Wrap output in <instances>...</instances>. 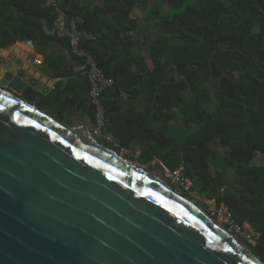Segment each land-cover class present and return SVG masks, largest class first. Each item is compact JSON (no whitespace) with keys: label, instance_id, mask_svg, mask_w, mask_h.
I'll use <instances>...</instances> for the list:
<instances>
[{"label":"trees","instance_id":"trees-1","mask_svg":"<svg viewBox=\"0 0 264 264\" xmlns=\"http://www.w3.org/2000/svg\"><path fill=\"white\" fill-rule=\"evenodd\" d=\"M56 2L68 21H78L81 48L115 83L102 99L108 131L130 153L141 147L138 159L126 158L142 166L158 160L172 173L184 168L181 178L192 187L183 194L205 210L214 201L234 224H249L260 236L249 250L264 262V166L254 165L255 155H264V0ZM59 16L47 0H0V50L32 43L54 79L80 78L89 93L87 78L48 54L62 44L77 60L69 42L50 33ZM78 100L63 83L45 99L72 113Z\"/></svg>","mask_w":264,"mask_h":264},{"label":"water","instance_id":"water-1","mask_svg":"<svg viewBox=\"0 0 264 264\" xmlns=\"http://www.w3.org/2000/svg\"><path fill=\"white\" fill-rule=\"evenodd\" d=\"M34 61L0 52V264H264L183 189L96 140L92 117L43 111Z\"/></svg>","mask_w":264,"mask_h":264},{"label":"built area","instance_id":"built-area-1","mask_svg":"<svg viewBox=\"0 0 264 264\" xmlns=\"http://www.w3.org/2000/svg\"><path fill=\"white\" fill-rule=\"evenodd\" d=\"M47 3L56 7V10L60 15L56 22L55 28L50 32L51 35L69 42L72 53L77 58L73 65L74 74L87 78L90 83L89 95L91 104L95 109V127L92 128V133L95 139L99 142L111 145L116 151L120 149V153H123V155L128 154V151L120 146L115 136L108 130H105L108 124L107 114L103 106L102 99L104 92L114 86V81L107 78L102 70L97 66L93 57L81 48L78 21H68L66 14L58 7L56 0H47ZM35 63L38 66L42 65V61L39 60H36ZM162 167L167 173L177 176L182 189L185 188L187 191L190 190L192 187V182L190 180H184L181 178V174L183 172L180 174L177 172L172 173L165 164H162ZM182 171H184V168H182ZM217 213L226 218L233 229H235L237 233L248 242V244L254 246L257 244L260 236L253 231L249 224L244 225V227L234 224L231 219V214L225 207L217 211Z\"/></svg>","mask_w":264,"mask_h":264},{"label":"crops","instance_id":"crops-1","mask_svg":"<svg viewBox=\"0 0 264 264\" xmlns=\"http://www.w3.org/2000/svg\"><path fill=\"white\" fill-rule=\"evenodd\" d=\"M15 45H18V47H15V49L13 50H0V52H2V54L7 58H11V60L15 61L18 58H27L28 56H33L35 57V61L39 60L42 61V65L38 66L36 65L35 61H34V65L33 67L30 66L29 70H31V74H33L37 79H38V83L40 86V90L46 93H49L48 96H41V99L38 101V105L40 106V108L45 111L47 114H49L45 109L44 106L45 104L49 105V107L51 108V110H53V117L62 120L63 123L69 125V126H75L77 125L78 122V115L82 118H84L88 124H89V118L92 117V119L94 120L95 123V117L92 116V109L93 106L90 102V100L88 98H90L89 93L85 92V90H83L82 87V82L80 80V78L77 77H67L64 79H54L53 78V74L54 72L50 69L47 68V66L45 65V57L42 55L37 54L35 47L31 44V43H17ZM19 45H25L27 48H22L19 47ZM23 49V50H22ZM49 55H54L60 58L65 59L67 62L65 64V67L69 70L73 67L74 65V60L73 57L69 51V49L62 44H56L54 48L50 49L48 52ZM144 55L148 58L149 57V51H146L144 53ZM149 66L153 67L152 62L149 61ZM2 73V69H0V78ZM37 83V84H38ZM57 83H63V87L67 88V94L71 95V96H76V93L79 94V100L77 102V105L75 107L74 113H72V111L70 109H67L66 111H62L60 109H58V107L56 106V104H48L45 99L50 97L51 94L54 92ZM65 99V98H63ZM131 101H127L126 103H128L127 108L129 106V103ZM125 103V104H126ZM125 106V105H124ZM126 108V109H127ZM139 110L143 109L142 107H139ZM73 124V125H70ZM93 128V127H92ZM91 128V129H92ZM140 151H141V147L137 146V151L135 152L137 155H140Z\"/></svg>","mask_w":264,"mask_h":264},{"label":"rangeland","instance_id":"rangeland-1","mask_svg":"<svg viewBox=\"0 0 264 264\" xmlns=\"http://www.w3.org/2000/svg\"><path fill=\"white\" fill-rule=\"evenodd\" d=\"M136 16L140 19V21L143 23V17H144V10H143V8H140V9H138L137 11H136ZM144 26H145V28H146V30H144V32L146 31V32H148L149 30L148 29H150V25L149 24H143ZM143 31H141L140 32V37H142L143 35ZM15 47H18V45H14ZM14 46H11V47H9V48H7L6 50L8 51V50H13V49H15V47ZM215 148H217V149H219L218 148V146L216 147L215 146ZM119 151H120V149H118ZM222 153H224V151L222 150V149H219ZM117 152V151H116ZM128 154H125V155H123V153H120V155L123 157V158H125V159H127L126 157L127 156H133L135 159H138V157H139V154L137 155H135L134 153H130V152H127ZM134 163V162H133ZM137 167H139V168H142V169H144L145 171H148V172H151V173H153L154 175H156V174H160L165 180H167V182L169 183L170 181H171V184L172 185H174L175 186V188H181L182 189V186H181V184H180V182L178 181V179H177V176H175V175H172V174H169V173H167L164 169H163V167H162V164H164V163H162V162H160V161H158V160H155L154 162H152V163H150V164H148V165H145V166H142L141 165V163H139V162H135L134 163ZM254 165H261V166H264V155H261V154H257V155H255V160H254ZM160 169V170H159ZM181 172H183L182 171V168L180 169V170H178L177 171V173H181ZM189 185V184H188ZM190 186V185H189ZM194 197H195V199L196 200H199V201H202V202H206L204 199H202L201 197H199L198 195H197V193H193L192 194ZM206 204L209 206V209L208 210H206L207 212H209L214 218H216L217 220H218V222L221 224V225H223V226H227V225H229V227H228V229L230 230V232L231 233H233V234H237V235H239L238 233H237V231L235 230V229H233V227L228 223V221H227V219L226 218H224V217H222L219 213H217V210H216V207H215V202L214 201H210V202H206ZM201 208V207H200ZM203 209V208H202ZM205 210V209H204ZM215 214H217V217L216 216H214ZM240 236V235H239ZM241 237V236H240ZM242 238V237H241ZM243 239V238H242ZM247 244H248V242L245 240V239H243Z\"/></svg>","mask_w":264,"mask_h":264},{"label":"bare ground","instance_id":"bare-ground-1","mask_svg":"<svg viewBox=\"0 0 264 264\" xmlns=\"http://www.w3.org/2000/svg\"><path fill=\"white\" fill-rule=\"evenodd\" d=\"M19 47H22V48H25V49L27 48L25 45H19ZM152 175H154V174H152ZM154 177L156 179H158L159 181H162V182H165L166 181L160 174H156V175H154Z\"/></svg>","mask_w":264,"mask_h":264}]
</instances>
